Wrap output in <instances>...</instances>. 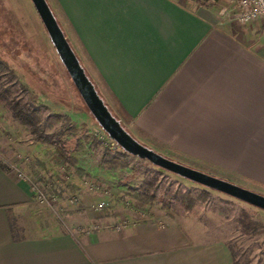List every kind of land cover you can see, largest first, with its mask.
I'll return each mask as SVG.
<instances>
[{
  "label": "crops",
  "instance_id": "obj_1",
  "mask_svg": "<svg viewBox=\"0 0 264 264\" xmlns=\"http://www.w3.org/2000/svg\"><path fill=\"white\" fill-rule=\"evenodd\" d=\"M52 2L137 139L264 194V16L237 23L233 3L221 20L191 0ZM12 167L0 152V264H236L225 237L161 210L80 233L21 235L13 213L32 192Z\"/></svg>",
  "mask_w": 264,
  "mask_h": 264
},
{
  "label": "rangeland",
  "instance_id": "obj_2",
  "mask_svg": "<svg viewBox=\"0 0 264 264\" xmlns=\"http://www.w3.org/2000/svg\"><path fill=\"white\" fill-rule=\"evenodd\" d=\"M191 2L210 8L221 20L233 12L234 0ZM256 37L264 46V36L262 41L260 34ZM87 73L94 77L92 69ZM99 92L115 111L102 86ZM15 100L35 109L39 128L65 141L69 153L76 157L75 165L58 162L53 146L36 138L27 124L12 115L10 104ZM126 127L137 135L131 125ZM106 139L74 89L31 0H0V152L15 172L27 179L32 192V201L13 213L14 229L21 235L80 233L161 210L183 215L194 226L225 237L238 264H264V232L244 233L238 223L244 209L264 224V208L120 148L110 149ZM140 139L169 158L186 163ZM186 165L200 169L192 163ZM143 189L156 197L141 205L137 194ZM171 191L176 196L164 205ZM180 199H187L189 208L181 206Z\"/></svg>",
  "mask_w": 264,
  "mask_h": 264
},
{
  "label": "water",
  "instance_id": "obj_3",
  "mask_svg": "<svg viewBox=\"0 0 264 264\" xmlns=\"http://www.w3.org/2000/svg\"><path fill=\"white\" fill-rule=\"evenodd\" d=\"M31 2L75 90L78 92L98 124L105 130L110 138L114 139L120 145V147L131 154L146 158L162 168L264 208L263 193L254 191L248 187L201 169L175 161L138 140L113 114L104 98L99 94L91 78L85 73L64 31L59 26L47 0H31Z\"/></svg>",
  "mask_w": 264,
  "mask_h": 264
},
{
  "label": "trees",
  "instance_id": "obj_4",
  "mask_svg": "<svg viewBox=\"0 0 264 264\" xmlns=\"http://www.w3.org/2000/svg\"><path fill=\"white\" fill-rule=\"evenodd\" d=\"M48 4H49V2H48ZM49 6H50V4H49ZM50 8H51V6H50ZM51 10H52V8H51ZM54 15H55V13H54ZM55 17H56V15H55ZM56 20H57L59 26L61 27L60 22H59L57 17H56ZM67 40H68V38H67ZM68 42H69V40H68ZM72 49H73V47H72ZM74 52L77 55V57L79 59V62L82 65L85 73L87 74V76L89 78H91V80L93 81V83L96 86V89L99 92V86H102V84L104 85V81L101 78H96L95 79L91 75H88L87 70H86L84 64L81 62L77 52L75 50H74ZM99 94H100V92H99ZM113 105H114L115 111H113L109 105H108V107L111 109L113 114L122 122V124L126 127L127 126L126 123L130 121V117L121 108V106L117 105L114 101H113ZM10 109H11L12 115L15 118H17L20 122L27 124L31 128V130L33 131L34 136L36 138L42 139L45 142H47V143H49V144H51L53 146L54 154L57 157L58 162L72 164V165L76 164V157L69 153V151H68V149L66 147L65 141L63 139H61L56 134L54 135L53 133L44 132L41 128H39V126L37 124V121H36L35 109L34 108L29 107V106L25 105L24 103H20V102L15 100V101H13L10 104ZM127 130L130 132V130L128 128H127ZM120 149L123 152H127L122 147H120ZM137 195L139 197V203L141 205L146 204V203H148L150 201H153L155 199V197H156L154 193L148 191L147 189H143ZM168 195L169 196H167V198L164 199V205L165 204L167 205L169 203V199H170L171 196H174V197L176 196V194H174L173 191L168 192ZM179 203H180L181 206H184L185 208H189V201L187 199H180ZM238 223L241 226V228H242L244 233H253V234H255V233L264 232V224L262 222H260L259 220H256V219L252 218V216L244 209H241V212H240V214L238 216ZM235 263L238 264L237 260H235Z\"/></svg>",
  "mask_w": 264,
  "mask_h": 264
},
{
  "label": "built area",
  "instance_id": "obj_5",
  "mask_svg": "<svg viewBox=\"0 0 264 264\" xmlns=\"http://www.w3.org/2000/svg\"><path fill=\"white\" fill-rule=\"evenodd\" d=\"M234 3L233 19L240 24H246L264 16V0H234ZM104 134L107 135L106 142L109 143L110 149L120 148V145L110 138L105 130ZM21 176L23 177V175Z\"/></svg>",
  "mask_w": 264,
  "mask_h": 264
}]
</instances>
